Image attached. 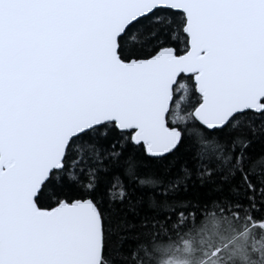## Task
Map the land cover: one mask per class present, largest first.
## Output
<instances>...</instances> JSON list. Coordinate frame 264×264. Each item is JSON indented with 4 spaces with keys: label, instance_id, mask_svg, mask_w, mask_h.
I'll return each mask as SVG.
<instances>
[{
    "label": "snow or ice",
    "instance_id": "snow-or-ice-1",
    "mask_svg": "<svg viewBox=\"0 0 264 264\" xmlns=\"http://www.w3.org/2000/svg\"><path fill=\"white\" fill-rule=\"evenodd\" d=\"M0 264H264V0H0Z\"/></svg>",
    "mask_w": 264,
    "mask_h": 264
}]
</instances>
